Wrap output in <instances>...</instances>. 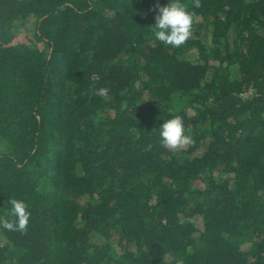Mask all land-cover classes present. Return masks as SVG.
<instances>
[{"label":"trees","instance_id":"trees-1","mask_svg":"<svg viewBox=\"0 0 264 264\" xmlns=\"http://www.w3.org/2000/svg\"><path fill=\"white\" fill-rule=\"evenodd\" d=\"M157 2L0 0V264H264V0Z\"/></svg>","mask_w":264,"mask_h":264},{"label":"clouds","instance_id":"clouds-1","mask_svg":"<svg viewBox=\"0 0 264 264\" xmlns=\"http://www.w3.org/2000/svg\"><path fill=\"white\" fill-rule=\"evenodd\" d=\"M200 6V0H195V7ZM155 13V23L150 29L156 41L179 48L192 36L194 13L188 10L182 0H168L164 5L157 2ZM101 93L105 94L106 90L102 89ZM159 138L162 146L173 149L194 142L192 136L186 133L184 119L179 115L163 122L159 127ZM10 204V215L14 219H0V226L10 231H26L31 217L28 203L16 198Z\"/></svg>","mask_w":264,"mask_h":264}]
</instances>
